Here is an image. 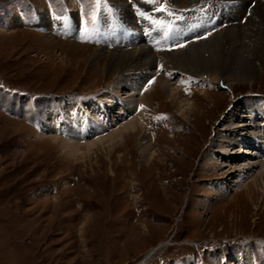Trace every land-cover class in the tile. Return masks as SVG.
<instances>
[{
  "label": "rangeland",
  "instance_id": "374dc122",
  "mask_svg": "<svg viewBox=\"0 0 264 264\" xmlns=\"http://www.w3.org/2000/svg\"><path fill=\"white\" fill-rule=\"evenodd\" d=\"M181 1L0 0V264H264L261 167L232 188L236 174L222 166L224 155L218 165L207 157L232 103L264 96V73L252 84L231 79L225 87L167 76V53L219 29L207 24L219 17L197 12L211 0ZM243 4L236 25L245 24L255 2ZM42 15L49 20L40 23ZM134 29L141 41L128 44ZM163 40L179 43L169 48ZM143 44L154 51L161 77L154 74L138 98L168 78L195 114L181 117L179 102L152 92L130 138L118 133L129 116L107 102L126 95L120 82L129 77L115 70L111 55ZM141 106L137 101L132 115ZM104 111L118 122L86 138L63 132L65 120L83 112L104 121ZM144 139L147 162L139 152ZM239 143L231 163L244 166L247 148L256 146Z\"/></svg>",
  "mask_w": 264,
  "mask_h": 264
},
{
  "label": "bare ground",
  "instance_id": "6f19581e",
  "mask_svg": "<svg viewBox=\"0 0 264 264\" xmlns=\"http://www.w3.org/2000/svg\"><path fill=\"white\" fill-rule=\"evenodd\" d=\"M168 1L175 4L179 2L182 3L181 0ZM197 1L201 0H188V3L193 4V2ZM247 1L255 2V5L252 7L251 11L248 9L251 13H249L250 15L247 21L245 20V24L241 25L240 22L239 25H236L238 20L243 18V15L247 10L246 5L243 4V2ZM206 2H208V0H206ZM207 4H209L208 8L197 10V12H199L200 15H209L213 18L219 17V21H217L218 23L216 22V25L214 26H211L214 23L207 22L209 27H218L219 29L209 35L205 40L199 41L196 44L188 45L185 49H175L171 54L167 53L165 60L169 72L168 75H166L170 77L175 73H182L186 78V83H188V80H192L202 87L213 86L215 84L220 87L229 86L228 82L231 79H236L241 84L246 82L252 84L259 73H264V0H211ZM120 7H122L127 13L125 14L126 17H130V14H128L130 11L123 5ZM100 19L102 21L103 17ZM38 20L40 23H44L49 19L47 16L42 15L38 17ZM73 20L74 16H70L68 22L70 21L69 23H74L75 20ZM127 25L129 27L132 25L129 20L126 23V27ZM135 30L136 29L131 31L132 33H129L131 37L127 41L128 44H134L136 41H141L142 36L140 37L139 33H135ZM185 36L186 34L183 35L182 39H185ZM99 53L100 51L94 52L93 57L95 56L97 58ZM111 58L116 59L118 62L117 66H115L117 72L129 74V77L122 79L120 82L122 84L120 87L123 86L122 89L126 91V95L123 98L115 97L113 101H111V99H108L109 101H107L108 103L121 105L122 110L119 111L121 117L123 118L126 115L130 118L119 127L118 133L120 135H126L130 138L135 136V132L143 123L141 116L145 113V107L150 103L151 98L149 97L152 92H156L159 98H161V94H165V96L176 101V103L179 102L181 117L186 118L188 114H195V104L193 102H188L189 100L187 101L186 99H181L179 101L177 94L178 89L172 87V83L168 78L161 79L160 74L155 71V63L157 64L159 61L156 58L154 51L147 47V44H143V46L140 45L136 50H131L123 54L121 52L113 53ZM156 60L158 62H156ZM154 74L156 77L157 75L160 76L155 87L153 86L154 89L146 96L141 93L142 96L138 98L145 83L151 79ZM232 86H230V89L234 92L235 89ZM149 87L148 89H150ZM220 93L222 95L221 91L219 94ZM202 94L207 95V97L210 96L206 91L202 92ZM137 101H140V104H142L143 107L140 114L135 117L132 114L137 107ZM211 102L212 107L216 108L215 101ZM102 115L104 121H102L98 115L95 116L96 119L92 118L91 121L85 113L81 112L75 120L68 119L69 122L66 120L64 121V124H62L65 125L63 132H67L66 134H68V136L70 135L69 137L75 140L79 137L86 138L89 133L95 134L99 129L101 130L102 127L108 128V125L112 126L114 122H118L117 119L116 121L114 120V118H117L118 116L112 118L109 116L108 112H105ZM71 120H73V122ZM93 120L96 122L98 121L100 126L97 127L95 124L96 122L92 123ZM60 121L61 119L57 121V124H59ZM62 125L60 129H62ZM221 126V128H218L217 131H215V137L210 140L211 145L216 148V150L214 152L210 151V154L207 156L209 163L212 165H218L219 156L224 155L221 161L222 166L228 167V164L231 165L230 174H236V178L233 180L234 183L230 185L232 188L240 187L243 181L238 180V178L242 179L244 177L243 173L251 172L257 166L261 167L259 174L263 175L264 96L250 95L242 102L238 101L232 103L230 109L226 111L221 119ZM194 130H196L195 127ZM170 137L172 138V141L176 139L175 135ZM101 139L102 137L96 138V140L94 139L93 141L88 140L87 143H95L101 141ZM74 140L70 141L69 144L74 145L72 144ZM239 141H242L244 144H255L256 146L253 151H250V148H247L246 154L250 153L252 156L248 157L250 162L244 166L231 163L234 154L237 152L236 149L241 146ZM147 142L148 140L144 139L139 146L140 159L144 162H147V156L149 154H147ZM241 175L243 176L242 178ZM217 184L218 183H215V185ZM154 250L155 248H152L150 252Z\"/></svg>",
  "mask_w": 264,
  "mask_h": 264
},
{
  "label": "snow or ice",
  "instance_id": "6c2138e0",
  "mask_svg": "<svg viewBox=\"0 0 264 264\" xmlns=\"http://www.w3.org/2000/svg\"><path fill=\"white\" fill-rule=\"evenodd\" d=\"M158 10H160V11H163L164 9H163V7H161L160 9H158ZM181 46H183V45H181ZM141 107H143V106H141Z\"/></svg>",
  "mask_w": 264,
  "mask_h": 264
}]
</instances>
